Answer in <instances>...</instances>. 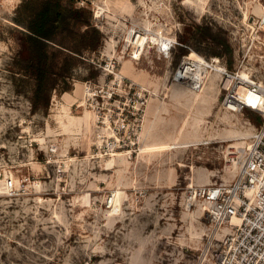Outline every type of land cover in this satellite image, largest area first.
Masks as SVG:
<instances>
[{"label": "rangeland", "instance_id": "rangeland-1", "mask_svg": "<svg viewBox=\"0 0 264 264\" xmlns=\"http://www.w3.org/2000/svg\"><path fill=\"white\" fill-rule=\"evenodd\" d=\"M77 1L91 10L101 46L72 71L65 93L79 83L82 96L67 101L54 92L43 115L32 113L30 85L14 73L19 46L11 18L21 0H0V264H200L209 225L202 207L188 209L183 195L232 179L237 170L228 171L227 155L247 146L260 119L219 110L213 76L193 94L172 75L189 53L212 56L190 39L198 25L225 33L233 52L231 66L223 62L236 70L242 57L225 20L233 6L251 0ZM135 33L145 37L138 59L127 45ZM173 34L179 46L163 59L157 45ZM111 62L148 104L125 147L106 153L101 142L110 133L85 102L84 84L103 86L106 97Z\"/></svg>", "mask_w": 264, "mask_h": 264}, {"label": "built area", "instance_id": "built-area-1", "mask_svg": "<svg viewBox=\"0 0 264 264\" xmlns=\"http://www.w3.org/2000/svg\"><path fill=\"white\" fill-rule=\"evenodd\" d=\"M256 5L261 7L260 14L254 11ZM243 6H233L225 20L235 54L242 57L236 70L229 71L223 57L189 53L180 59L172 75L173 83L184 85L193 94L202 92L209 79L217 76L219 110L232 115L248 111L260 119L247 146L231 149L227 155V168L235 165L238 169L235 177L190 187L183 195L188 209L202 207L209 225L208 246L200 264H264V77L254 74V70L264 72V0H251ZM138 36L135 33L127 45L139 55L145 41L137 45ZM177 46L173 34L159 42L157 53L170 59ZM249 61L257 62L258 69L251 68ZM104 72L110 92L105 97L100 95L103 86L86 83L85 102L93 108L97 124L110 133L101 142V150L114 153L135 134V124L143 119L148 100L141 88L119 75L115 62ZM112 200L107 197L104 202L109 205Z\"/></svg>", "mask_w": 264, "mask_h": 264}, {"label": "trees", "instance_id": "trees-1", "mask_svg": "<svg viewBox=\"0 0 264 264\" xmlns=\"http://www.w3.org/2000/svg\"><path fill=\"white\" fill-rule=\"evenodd\" d=\"M77 3L21 0L13 12L11 23L19 46L13 58L14 73L30 85L32 113L40 111L46 115L52 93L69 92L73 69L82 65L86 53L100 49L103 35L93 14L90 9L76 7ZM195 28L190 39L210 49L212 56L226 57L230 67L233 50L225 33L203 25ZM179 38L186 43L183 37Z\"/></svg>", "mask_w": 264, "mask_h": 264}, {"label": "bare ground", "instance_id": "bare-ground-1", "mask_svg": "<svg viewBox=\"0 0 264 264\" xmlns=\"http://www.w3.org/2000/svg\"><path fill=\"white\" fill-rule=\"evenodd\" d=\"M255 12L256 13H258V14H260L261 13V7L259 6V5H256L255 6ZM130 41L132 42V39H130ZM143 41H145V37H143V36H138V37H136V39H135V43L138 45V44H143ZM138 51V50H137ZM137 51H134V54H135V58L136 59H138L139 58V55L137 54L138 52ZM215 79H217V76H213ZM74 94H75V97L76 96H82V86H81V84H76L75 85V91H74ZM196 94H198V93H196ZM217 95V94H216ZM65 97H66V99H67V101H70V98H72V96L71 95H69V94H65ZM89 116H90V113L89 112H85V114L81 117V119H84L85 120V124H87V119L89 118ZM79 122V121H78ZM234 149H236V148H234ZM241 149V148H240ZM230 153V152H229ZM228 153V154H229ZM237 167L235 166V165H232V166H230L229 168H228V171L231 173V169H235V170H238V169H236ZM236 173H237V171H235ZM236 173H235V175H236ZM235 175H234V177H235ZM220 235L219 234H217V237H219Z\"/></svg>", "mask_w": 264, "mask_h": 264}, {"label": "crops", "instance_id": "crops-1", "mask_svg": "<svg viewBox=\"0 0 264 264\" xmlns=\"http://www.w3.org/2000/svg\"><path fill=\"white\" fill-rule=\"evenodd\" d=\"M74 91H75V86H74V90H73V93H72L73 96H75ZM83 92H84V91L82 90V93H83ZM65 94H69V93H65ZM69 95H71V94H69ZM72 95H71V96H72ZM76 97H80V95H79V96H76ZM84 114H85V113H84Z\"/></svg>", "mask_w": 264, "mask_h": 264}]
</instances>
